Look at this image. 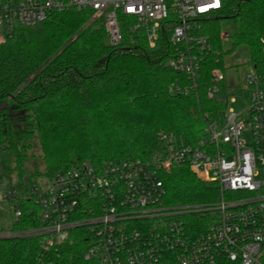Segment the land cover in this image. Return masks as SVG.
<instances>
[{"label": "built area", "instance_id": "2783aa9c", "mask_svg": "<svg viewBox=\"0 0 264 264\" xmlns=\"http://www.w3.org/2000/svg\"><path fill=\"white\" fill-rule=\"evenodd\" d=\"M225 0H0V43L15 28L33 26L51 13L91 10L100 16L109 45H132L139 35L149 49L163 48L166 65L184 74L169 92L188 95L208 53L218 55L202 20ZM220 36L225 39V32ZM262 61L249 63L236 93L216 116L204 114L195 145L158 133L162 148L146 158L79 162L44 182L12 183L0 198L15 217L35 224L6 235L39 237L35 264H62L61 245L73 237L85 247L76 264H264V35ZM225 72L210 70L213 97ZM235 96L243 110L227 108ZM226 111L219 125V113ZM186 167L216 186L219 198L203 204H168L163 176Z\"/></svg>", "mask_w": 264, "mask_h": 264}, {"label": "trees", "instance_id": "16d2710c", "mask_svg": "<svg viewBox=\"0 0 264 264\" xmlns=\"http://www.w3.org/2000/svg\"><path fill=\"white\" fill-rule=\"evenodd\" d=\"M221 19L232 24V31L225 32L230 42L226 49ZM202 22V32L220 53L206 55L198 84L188 95L169 92L173 82L183 83L186 77L166 65L163 48L149 49L139 35L132 45L127 40L120 47L109 45L102 18L91 10L51 13L36 25L15 28L0 43V102L8 100L0 111V171L9 186L13 172L19 185L24 177H52L82 161L149 157L162 148L160 131L195 145L204 114L216 116L226 97L240 87L223 79L209 98L210 70L225 72L223 57L240 47L247 50L249 63L262 61L264 0H225ZM34 147L42 169L34 162L29 172L26 164L35 156ZM163 182L168 204L219 198L215 185L186 167L165 174ZM34 224L14 216L10 229L0 228V264H35L39 237L6 235ZM85 244L80 236L62 244L61 263L80 262Z\"/></svg>", "mask_w": 264, "mask_h": 264}, {"label": "rangeland", "instance_id": "374dc122", "mask_svg": "<svg viewBox=\"0 0 264 264\" xmlns=\"http://www.w3.org/2000/svg\"><path fill=\"white\" fill-rule=\"evenodd\" d=\"M220 23L224 32L230 33L232 31V24L230 19H221ZM229 45L230 42L228 38L224 39L223 48L226 49L229 47ZM248 59V52L244 47L237 48L236 50L225 54V56L223 57L224 66L226 67L225 79L230 85H239L243 82L249 66ZM245 106L246 100L241 98L240 96H235L232 102H228L227 108H233V110L239 112L243 110ZM225 115L226 111H222L219 113L218 122L220 126H222L225 122ZM33 153L35 154V156L28 159L26 164V167L29 168V172L33 171L34 162H36L38 170L42 169L41 158L40 156H38L40 155V152L36 147H34ZM11 178V183H15L16 185H18L19 178L18 176H16V172H13L11 174ZM29 181L30 183L36 181L39 184L43 183L45 180L42 175H34L29 178ZM18 186H20V184ZM8 187H10L8 184V180H6L1 175L0 171V194L2 195V193L5 192ZM13 217L14 215L12 204L8 200L0 198V228L4 230L10 229Z\"/></svg>", "mask_w": 264, "mask_h": 264}, {"label": "water", "instance_id": "95a60500", "mask_svg": "<svg viewBox=\"0 0 264 264\" xmlns=\"http://www.w3.org/2000/svg\"><path fill=\"white\" fill-rule=\"evenodd\" d=\"M7 103H8V100L7 99H3L1 102H0V111L6 109L8 106H7ZM16 105L13 104L10 106V108H15Z\"/></svg>", "mask_w": 264, "mask_h": 264}, {"label": "flooded vegetation", "instance_id": "af4514ba", "mask_svg": "<svg viewBox=\"0 0 264 264\" xmlns=\"http://www.w3.org/2000/svg\"><path fill=\"white\" fill-rule=\"evenodd\" d=\"M7 106H8V104H7Z\"/></svg>", "mask_w": 264, "mask_h": 264}]
</instances>
